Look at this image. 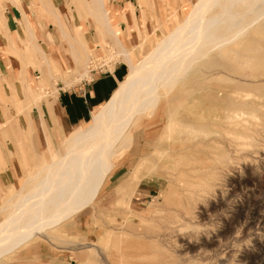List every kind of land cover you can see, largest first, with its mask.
<instances>
[{"label": "bare ground", "instance_id": "1", "mask_svg": "<svg viewBox=\"0 0 264 264\" xmlns=\"http://www.w3.org/2000/svg\"><path fill=\"white\" fill-rule=\"evenodd\" d=\"M81 1L84 16L101 26L118 46L127 74L108 101L91 112L89 121L69 132L64 143L72 144L36 173L33 190L17 195L14 212L0 223V255L91 204L116 159L131 147L136 131L142 130L144 137L140 166L148 161L159 164L182 186L175 210L182 230L189 208L207 204L212 210L214 203L226 206L236 188L223 196V178H234L240 167L250 173L254 165L262 168L264 162V0H196L182 24L136 62L130 51L141 48L142 42L127 49L113 30L104 0ZM32 7L43 24L56 27L76 68L84 65L88 46L82 35H69L50 0H38ZM33 26L32 21L26 22L29 43L51 73L45 53L35 43L38 35ZM46 39L50 42L47 35ZM85 75V71L78 73L80 79ZM22 88L29 104L42 100L29 83ZM231 214L237 220L241 205ZM217 220L226 221L223 216ZM228 226L220 234H226ZM197 242L204 245L201 238ZM183 245L185 251L196 250L190 242Z\"/></svg>", "mask_w": 264, "mask_h": 264}, {"label": "rangeland", "instance_id": "2", "mask_svg": "<svg viewBox=\"0 0 264 264\" xmlns=\"http://www.w3.org/2000/svg\"><path fill=\"white\" fill-rule=\"evenodd\" d=\"M14 1L15 4L13 0H0V124H3L0 128V223L14 212L19 199L17 195L33 190L35 181L32 178L36 173L55 161L57 154H62L72 144H65L64 140L71 130L78 127L65 135L56 134L58 129L53 128L48 134L43 129V139L33 126V117L36 118L33 109L41 115L42 104L51 106L53 92L61 87L56 86L59 83L69 89L80 81L89 82L92 77L85 75L80 79L78 73L87 72L91 59L95 61L94 68H101L100 71L111 70L118 64L126 68L118 46L104 34L101 26L99 28L94 20L84 16L81 0H64L61 6L50 0L69 35L73 38L75 33L82 35L88 46L86 63L80 68H76L68 46L58 36L56 27L43 24L42 18L32 9L38 0ZM115 2L104 0L110 23L114 32L119 34V40L127 49L142 42L141 48L130 51V58L136 62L148 54L164 35L182 24L196 0H158L156 16L150 13L147 18L141 12L142 7L147 9L146 1L131 0L132 7H126L129 11L126 8L120 11L124 17L119 18L123 23L119 31L115 10L111 7ZM141 14L143 21L139 16ZM29 21L34 24L36 34L38 31L46 32L52 38L54 46L49 38L48 47L42 45L38 37L35 40L46 55L51 73L29 43L26 28ZM59 65L63 68L55 71ZM28 83L42 97L35 104H29L23 96L22 85ZM132 136L131 147L116 159L117 164L98 187L91 204L57 227L32 236L11 252L2 253L0 264H264V162L262 168L254 165L250 173L240 167L234 178H223L220 193L226 196V191L235 187L238 194L234 192L226 206L214 203L212 210L207 204L189 208L184 231L175 214L177 197L181 194L179 187L182 186L177 184L170 170L159 164L152 165L148 161L140 166L138 159L143 147V132L136 131ZM150 152L151 148L145 154ZM238 204L241 205V215L236 220L231 217V211ZM219 216L226 221H218ZM226 224L229 225L228 232L220 234L219 230ZM198 238L202 239L203 246L197 244ZM182 242H190L196 250L185 251Z\"/></svg>", "mask_w": 264, "mask_h": 264}, {"label": "crops", "instance_id": "3", "mask_svg": "<svg viewBox=\"0 0 264 264\" xmlns=\"http://www.w3.org/2000/svg\"><path fill=\"white\" fill-rule=\"evenodd\" d=\"M53 1L56 3V5H58V3L60 6L64 5V0ZM116 1L117 2L112 4L111 7L115 10L116 19L118 20L117 30L119 31V28L123 24L121 21H119V18H121L123 15L120 11L123 8H126L127 5L132 7V2L131 0ZM145 1L147 3V9H145V7L141 8L143 16L147 18V15L150 13H152L153 16H156L155 8L157 7L158 0ZM184 1L186 0H183V2ZM126 9L129 11V8ZM136 14L137 11L133 13L132 18L134 20L136 18ZM139 16L143 21L142 14ZM128 20L131 22L130 15H128ZM127 31H129V27ZM45 34L48 36V38H50L51 43L53 44L50 34L48 35V33L41 31H38L37 33L38 38L40 39L39 42L42 45L48 47L49 41H47ZM87 35L88 33H86V36ZM126 68L122 64L114 65L111 70H108L107 73L95 74L92 76L90 82L80 81L77 84L70 86L71 88L69 89L64 88L63 83L57 84V87H61L56 89V95L52 106L42 104L40 107L41 115L37 109H33V114L36 117H33L32 120L34 128L43 136L44 139L43 129L47 130V134L52 133L53 128L58 129L55 131L56 134L62 133L65 135L72 128L87 123L90 119L91 112L95 108L100 107L102 104L108 101L113 91L116 89L118 83L122 81L121 79H124L123 77H125V74H127Z\"/></svg>", "mask_w": 264, "mask_h": 264}, {"label": "built area", "instance_id": "4", "mask_svg": "<svg viewBox=\"0 0 264 264\" xmlns=\"http://www.w3.org/2000/svg\"><path fill=\"white\" fill-rule=\"evenodd\" d=\"M95 61L93 60V59H91L90 61H89V63H88V69H87V72H86V74L87 75H89L90 77H92L93 75H95V74H103V73H107L108 72V70H103V71H100L101 70V68H98V69H95L94 68V65H95V63H94ZM91 81V80H90ZM89 81V82H90ZM84 82H86V81H84Z\"/></svg>", "mask_w": 264, "mask_h": 264}]
</instances>
